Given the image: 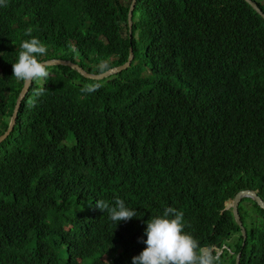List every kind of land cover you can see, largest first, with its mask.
<instances>
[{
	"label": "trees",
	"instance_id": "16d2710c",
	"mask_svg": "<svg viewBox=\"0 0 264 264\" xmlns=\"http://www.w3.org/2000/svg\"><path fill=\"white\" fill-rule=\"evenodd\" d=\"M131 4L0 7V136L25 85L11 63L27 29L47 47L39 59L78 55L91 74L135 54L103 81L66 66L33 81L0 144V264H132L146 221L167 207L202 248L223 249L220 264L242 250L241 264H264V210L240 204L245 247L225 210L243 190L264 202V19L242 0H137L131 38ZM117 197L136 217L116 224L96 207Z\"/></svg>",
	"mask_w": 264,
	"mask_h": 264
},
{
	"label": "clouds",
	"instance_id": "9594fccd",
	"mask_svg": "<svg viewBox=\"0 0 264 264\" xmlns=\"http://www.w3.org/2000/svg\"><path fill=\"white\" fill-rule=\"evenodd\" d=\"M3 6H6V0H0V7ZM31 31L30 28L25 31V35L31 38L22 40L17 59L11 63L12 76L26 85L33 81H46L49 77L48 63L39 59L47 54V47L31 36ZM97 89L98 85H86L82 91ZM44 90L41 86L35 90V95H43ZM96 207L106 211L108 218L116 224L136 217V212L119 197L111 206L105 200H97ZM183 217L182 211L167 207L162 215L148 219L144 229L147 239L140 240L146 247L139 255L132 257V264H220V256L212 252L215 248H202L190 233L184 231Z\"/></svg>",
	"mask_w": 264,
	"mask_h": 264
},
{
	"label": "water",
	"instance_id": "95a60500",
	"mask_svg": "<svg viewBox=\"0 0 264 264\" xmlns=\"http://www.w3.org/2000/svg\"><path fill=\"white\" fill-rule=\"evenodd\" d=\"M242 1L247 2L264 19V12L260 8L258 3L253 2V0H242ZM136 4H137V0H133L132 4L130 6L129 14H128V25H129V31H130V37L131 38L133 35V24H134L133 17H134V11L136 8ZM134 58H135L134 50H133V48H131L128 61L124 65L109 69V70H107L103 73H100V74L88 73L82 67H80V65H77L73 62L66 61V60L53 59V60L47 61V63L49 65V67L66 66V67L73 68V69L77 70L82 77L86 78V80L99 82V81L106 80V78H108L110 76L117 75V74L129 69L131 67L133 61H134ZM32 83L33 82H31L30 84H27V85L26 84L23 85V88H22V90L18 96L17 101H16V107H15L12 119L10 121L9 128L7 129V131L3 135L0 136V144H2L5 140H7L9 138V136L12 134L13 130L15 129V123H16V119L18 116V112L21 108V104H22L23 100L26 99L28 93L30 92ZM244 199H251V200L255 201L256 204L258 205V207L264 210V202L257 195V192L252 191V190L240 191L236 194L234 199H232L231 201H228L226 203V209L225 210H232L235 222L239 226V228L242 232V235L244 238L243 247H245V245H246L248 233H247V229L244 226V223L242 221V216L240 214L239 207H240V204L243 202ZM242 256H243V250L238 255V257L236 259V264H241Z\"/></svg>",
	"mask_w": 264,
	"mask_h": 264
},
{
	"label": "rangeland",
	"instance_id": "374dc122",
	"mask_svg": "<svg viewBox=\"0 0 264 264\" xmlns=\"http://www.w3.org/2000/svg\"><path fill=\"white\" fill-rule=\"evenodd\" d=\"M119 1L124 5V7H129L130 2L131 1L133 2V0H119ZM253 2L258 3V4H261L262 6H264V0H253ZM71 59L74 60V61H76V62H74L75 64L78 63V62H80V58L78 57V55H73L71 57ZM70 62H72V61H70ZM77 65H79V64H77ZM70 140H73V137H71ZM67 144L68 145H71V142L68 141ZM212 252H216V254L219 255V256H222L223 255V249L212 250ZM226 260H227V258L224 259V262Z\"/></svg>",
	"mask_w": 264,
	"mask_h": 264
},
{
	"label": "flooded vegetation",
	"instance_id": "af4514ba",
	"mask_svg": "<svg viewBox=\"0 0 264 264\" xmlns=\"http://www.w3.org/2000/svg\"><path fill=\"white\" fill-rule=\"evenodd\" d=\"M231 241V240H230Z\"/></svg>",
	"mask_w": 264,
	"mask_h": 264
}]
</instances>
